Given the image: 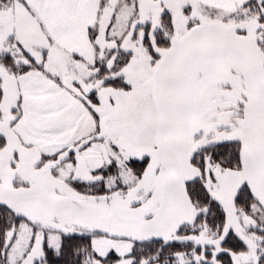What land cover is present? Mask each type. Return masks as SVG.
<instances>
[{
    "label": "snow or ice",
    "instance_id": "obj_1",
    "mask_svg": "<svg viewBox=\"0 0 264 264\" xmlns=\"http://www.w3.org/2000/svg\"><path fill=\"white\" fill-rule=\"evenodd\" d=\"M0 264H264V0H0Z\"/></svg>",
    "mask_w": 264,
    "mask_h": 264
}]
</instances>
